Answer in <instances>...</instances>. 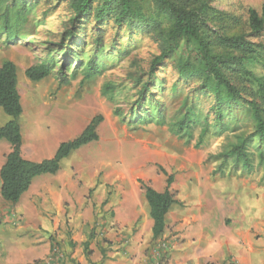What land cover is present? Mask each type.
<instances>
[{
	"label": "trees",
	"instance_id": "obj_1",
	"mask_svg": "<svg viewBox=\"0 0 264 264\" xmlns=\"http://www.w3.org/2000/svg\"><path fill=\"white\" fill-rule=\"evenodd\" d=\"M36 1L0 0V32L10 37L24 35L23 23L35 11ZM146 1L70 0L71 11L59 34V42L52 43L54 47L50 48L48 56L29 66L25 74L32 81H40L57 73L61 87L82 71L83 83L106 70L104 53L115 48L123 28L152 34L159 39L161 52L153 58L148 70L150 78L143 83L133 106L131 104L130 122L137 118L143 123L168 124L174 134L186 137L187 141L194 138L199 127L197 147L204 143L209 132L225 134L226 147L209 155L218 162L214 173L224 174L229 169L239 175H249L261 170L264 179V75L254 70L257 65L264 66V44L249 38L264 31V17L251 9L252 34L232 32L231 17L216 9L211 0H150L156 8L154 15L144 10ZM109 25L115 32L107 39ZM166 59L172 60L177 72V79L169 91L173 96H182L179 107L169 118L167 103L151 91L161 90L166 83L165 77L157 76L158 66ZM116 89V84L108 82L103 94L114 99ZM204 96L211 100L206 112L198 102ZM143 106L146 107L139 112V107ZM0 107L10 116L0 125V139H6L12 146L0 171V192L12 204L20 200L36 176L57 173L61 161L72 151L97 141L98 128L104 120L102 114L93 116L78 136L62 141L52 157L34 161L22 154L20 119L24 108L17 66L11 59L0 64ZM115 113L121 115L118 110ZM161 169L166 175L163 190L142 183L154 220V240L165 232V218L170 207L179 203L172 188L174 174ZM93 237L90 234L83 242L88 258L93 252L90 248ZM101 252L105 259L103 248ZM89 264L95 263L90 260Z\"/></svg>",
	"mask_w": 264,
	"mask_h": 264
},
{
	"label": "rangeland",
	"instance_id": "obj_2",
	"mask_svg": "<svg viewBox=\"0 0 264 264\" xmlns=\"http://www.w3.org/2000/svg\"><path fill=\"white\" fill-rule=\"evenodd\" d=\"M211 1L216 9L231 17L232 32L252 34L249 26L251 9L264 17V0ZM36 4L35 11L23 23L21 30L24 35L10 37L0 32V62L6 57L16 63L18 87L25 102V114L21 117L26 136L25 149L33 145L35 130L43 136L41 142L46 149L44 153L49 150V145L75 137L62 132L63 121L67 117V104L71 102L77 112L82 108L88 110L86 117L85 114L79 115L82 126L87 124L89 118L102 114L104 120L98 128L99 139L74 152L81 160L79 170L75 171L76 167L73 168L76 172V185L83 191L87 186L90 187L83 195L78 190L75 199L77 202L84 200L85 206L78 205L73 209L77 215L88 209V216L93 217L91 223L84 224V231L86 237L94 235L91 239L94 249L100 250L104 247L105 253L113 256L129 253L132 247L131 236L139 233L140 240L148 243L145 251L148 254L156 243L152 237L147 238L148 229L144 221L148 216L149 206L142 183L163 190L166 186V175L161 169L163 167L175 176L172 188L180 205L184 209L194 207L195 199L199 198L198 193L201 194L200 197L209 196L211 191L214 193L212 188H215L217 182L225 180L227 176H242L229 169L224 174L214 173L218 162L210 159L209 155L223 150L228 139L225 134L215 135L209 132L204 143L197 147L195 143L200 132L199 127L194 132V138L187 141L186 137L174 134L168 124L143 123L137 118L130 122L131 104L138 97L143 83L150 78L148 70L153 58L161 52L159 39L136 29L121 30L117 45L108 51L112 55L104 53L106 70L92 80L82 83V71L61 87L57 73L50 74L42 81L30 80L25 74L26 65L29 66L31 61L40 62L48 56L50 48L54 47L52 43L59 42V34L71 11L70 0H37ZM144 10L153 15L156 12L150 0L144 4ZM114 32L115 28L109 25L107 39ZM249 38L264 44V31L259 36L250 35ZM158 68L157 76L165 77L166 83L161 90L151 91L155 92L156 98L167 103L169 118L179 107L182 98L173 96L169 91L177 79V72L170 59H166ZM254 70L257 74L264 75V66L257 65ZM108 82L117 86L114 99L103 94L104 85ZM198 102L204 112L211 105V100L205 96L198 99ZM145 107H139V112ZM116 110L121 115H117ZM9 118L0 107V125ZM1 142L9 144L6 140L0 141V144ZM66 167L67 161H63L62 169ZM261 173L258 170L252 174L258 178ZM95 178L97 182L92 183ZM135 206L139 208L140 216L134 226H124L116 221L117 218L126 219L131 214L136 217L135 213H131ZM151 219L149 216V220ZM69 222L68 220L67 224ZM102 242L105 245H101ZM168 242V238L160 240L163 251L168 247ZM56 245L65 255L70 256L61 241H57Z\"/></svg>",
	"mask_w": 264,
	"mask_h": 264
},
{
	"label": "crops",
	"instance_id": "obj_3",
	"mask_svg": "<svg viewBox=\"0 0 264 264\" xmlns=\"http://www.w3.org/2000/svg\"><path fill=\"white\" fill-rule=\"evenodd\" d=\"M5 59L8 58L3 60ZM33 62L35 63L31 61L29 66L33 65ZM29 66L26 65L27 68ZM22 104H25L23 97ZM67 105V117L63 121L62 132L76 137L90 121L89 118L87 124L82 126L79 116L85 114L86 117L88 110L82 108L77 112L73 102ZM23 108L22 115L25 114V105ZM4 121L2 125L6 123ZM23 129L24 157L41 161L55 154L60 143L56 142L52 146L48 144L49 153H44L46 149L41 142L43 136L38 130L34 131L36 135L33 137V145L25 149L27 146ZM3 140L6 139H0ZM1 143L0 171L6 161V155L12 149L9 142ZM74 152L61 161V168L57 173L36 176L30 188L16 204L5 200L0 192V264H28L47 258L57 241H61L70 254L65 255L63 264H87L90 260L95 264H264L262 173L258 178L253 174L227 176L225 180L216 183L215 188H212L214 193L211 191L209 196L200 197L201 194L198 193L199 198L195 199L196 204L190 209H184L180 202L173 204L165 218V232L157 240L152 236L154 220H149L151 215L148 204L149 213L144 224L148 229L147 238L152 237L156 243L148 254L145 253L148 243L141 241L137 233L131 236L132 247L129 253L117 256L105 253V259L102 258V247L100 250L94 249L90 241L93 252L88 258L83 247V242L88 239L84 224L91 223L93 217L88 216V209L78 215L73 209L78 205L85 206L84 200L77 202L75 199L79 187L74 175L75 171L79 170L81 160ZM63 161H67V167L62 169ZM94 182H97V178L93 179L92 183ZM1 183L0 177V189ZM79 191L81 194L84 192ZM66 207L70 209L67 210ZM135 207L131 213H135L136 217L131 214L126 219L117 218L116 221L124 226H134L140 216L139 208ZM69 231L71 233H68ZM166 238L169 240L168 247L163 251L159 242ZM101 245L105 244L102 242Z\"/></svg>",
	"mask_w": 264,
	"mask_h": 264
},
{
	"label": "built area",
	"instance_id": "obj_4",
	"mask_svg": "<svg viewBox=\"0 0 264 264\" xmlns=\"http://www.w3.org/2000/svg\"><path fill=\"white\" fill-rule=\"evenodd\" d=\"M64 259V252L57 245H55L52 249L51 255L47 258L34 261L31 264H63Z\"/></svg>",
	"mask_w": 264,
	"mask_h": 264
},
{
	"label": "bare ground",
	"instance_id": "obj_5",
	"mask_svg": "<svg viewBox=\"0 0 264 264\" xmlns=\"http://www.w3.org/2000/svg\"><path fill=\"white\" fill-rule=\"evenodd\" d=\"M192 189V188H191Z\"/></svg>",
	"mask_w": 264,
	"mask_h": 264
}]
</instances>
